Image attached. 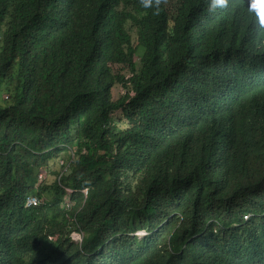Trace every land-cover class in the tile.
Listing matches in <instances>:
<instances>
[{"label": "trees", "instance_id": "16d2710c", "mask_svg": "<svg viewBox=\"0 0 264 264\" xmlns=\"http://www.w3.org/2000/svg\"><path fill=\"white\" fill-rule=\"evenodd\" d=\"M209 3L0 0V264H264V26Z\"/></svg>", "mask_w": 264, "mask_h": 264}, {"label": "clouds", "instance_id": "9594fccd", "mask_svg": "<svg viewBox=\"0 0 264 264\" xmlns=\"http://www.w3.org/2000/svg\"><path fill=\"white\" fill-rule=\"evenodd\" d=\"M158 2V0H157ZM151 0H141V4L144 8L150 6ZM227 4V0H210L208 10L213 11L216 8H223ZM255 11V15L258 18V22L261 26H264V0H250L249 12Z\"/></svg>", "mask_w": 264, "mask_h": 264}, {"label": "rangeland", "instance_id": "374dc122", "mask_svg": "<svg viewBox=\"0 0 264 264\" xmlns=\"http://www.w3.org/2000/svg\"><path fill=\"white\" fill-rule=\"evenodd\" d=\"M118 67L120 68V66H118ZM121 91H122V89H121L120 86L114 87V89H113L114 97L118 98L120 96V94H121ZM116 115L118 116V114H116ZM40 179H41L40 181L42 183H48V182L53 181V176L49 175V174H43L42 173V177ZM66 198L69 199L68 196H66ZM138 233L142 236V235L145 234V231L142 230V231H139ZM72 237H73L74 240H80L81 239V235L79 233H73Z\"/></svg>", "mask_w": 264, "mask_h": 264}, {"label": "built area", "instance_id": "2783aa9c", "mask_svg": "<svg viewBox=\"0 0 264 264\" xmlns=\"http://www.w3.org/2000/svg\"><path fill=\"white\" fill-rule=\"evenodd\" d=\"M38 203H39V199L36 196H32V197H29L27 204L37 205Z\"/></svg>", "mask_w": 264, "mask_h": 264}]
</instances>
